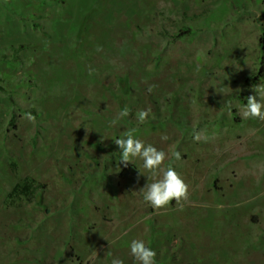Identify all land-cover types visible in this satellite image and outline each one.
<instances>
[{"label": "rangeland", "instance_id": "rangeland-1", "mask_svg": "<svg viewBox=\"0 0 264 264\" xmlns=\"http://www.w3.org/2000/svg\"><path fill=\"white\" fill-rule=\"evenodd\" d=\"M263 26L264 0H0V264H138L133 240L157 264H264V121L240 114ZM132 128L186 201L154 210L143 161L118 167Z\"/></svg>", "mask_w": 264, "mask_h": 264}, {"label": "clouds", "instance_id": "clouds-1", "mask_svg": "<svg viewBox=\"0 0 264 264\" xmlns=\"http://www.w3.org/2000/svg\"><path fill=\"white\" fill-rule=\"evenodd\" d=\"M93 70L89 71V75ZM154 86H149L148 91L151 92ZM258 95L259 100L255 95L247 97V104L243 106L241 110V117L243 119H259L264 121V84L254 86L253 89ZM151 109L141 110L137 113V120L139 124H143L150 113ZM130 114V110L125 107L119 112L118 117L111 121V125H116L118 120L123 117H127ZM30 121H34V117L31 113L26 114ZM136 128H132L124 133V138H118L114 140V143L120 149V164L124 168H127L134 158H139L143 161V168L150 174L146 176L152 180L151 183H147L140 192L143 195V200L151 205L154 210L166 209L171 202L175 201L176 204H181L182 201H186L189 196V186L180 177V175L169 166L165 168L164 161L166 159V153L163 150H158L151 144L145 145L139 139L135 138ZM162 139L166 140L167 136H163ZM193 139L200 141L207 139L203 132H195ZM176 160L181 159V154L176 151L172 154ZM140 172V171H139ZM141 173V172H140ZM144 175L143 173H141ZM130 254L134 257L138 264H157L156 252L147 247L143 240H133L130 245ZM111 264H123V261L117 258H113Z\"/></svg>", "mask_w": 264, "mask_h": 264}, {"label": "trees", "instance_id": "trees-1", "mask_svg": "<svg viewBox=\"0 0 264 264\" xmlns=\"http://www.w3.org/2000/svg\"><path fill=\"white\" fill-rule=\"evenodd\" d=\"M260 44L263 51V56L261 59L260 76H263L264 75V26H263L262 35L260 36ZM39 186L40 184H38L34 180L26 178L24 182L15 185L9 196L10 197L26 196L30 199L31 197H33L36 190H38Z\"/></svg>", "mask_w": 264, "mask_h": 264}, {"label": "bare ground", "instance_id": "bare-ground-1", "mask_svg": "<svg viewBox=\"0 0 264 264\" xmlns=\"http://www.w3.org/2000/svg\"><path fill=\"white\" fill-rule=\"evenodd\" d=\"M205 243V242H204ZM208 244V243H207Z\"/></svg>", "mask_w": 264, "mask_h": 264}]
</instances>
